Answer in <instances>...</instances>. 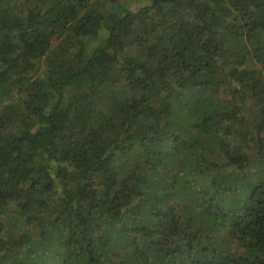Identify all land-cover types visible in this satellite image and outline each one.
Here are the masks:
<instances>
[{"label": "trees", "instance_id": "1", "mask_svg": "<svg viewBox=\"0 0 264 264\" xmlns=\"http://www.w3.org/2000/svg\"><path fill=\"white\" fill-rule=\"evenodd\" d=\"M0 264H264V0H0Z\"/></svg>", "mask_w": 264, "mask_h": 264}]
</instances>
